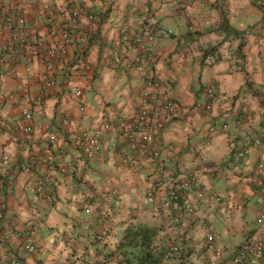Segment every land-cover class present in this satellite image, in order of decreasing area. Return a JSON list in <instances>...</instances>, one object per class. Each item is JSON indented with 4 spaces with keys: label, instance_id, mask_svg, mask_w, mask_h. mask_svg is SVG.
<instances>
[{
    "label": "crops",
    "instance_id": "obj_1",
    "mask_svg": "<svg viewBox=\"0 0 264 264\" xmlns=\"http://www.w3.org/2000/svg\"><path fill=\"white\" fill-rule=\"evenodd\" d=\"M57 1L21 0L29 23L46 41L51 37L44 7H55L57 20L66 18L64 9L76 7L81 24L91 33L86 57L93 69L74 76L69 87L64 85L77 64V49L70 45L55 67L58 86L40 103L36 101L43 89L38 81L43 69L39 59L33 60L32 71L21 63L0 78V156L8 155L0 167V210L4 214L0 218V261L6 251L21 255L23 264H36L43 256L24 252L15 237L1 240V233L15 221L37 223L36 240L44 248L43 261L61 264L57 234L63 232L69 239L75 233V223L91 217L96 221L101 218L103 224L107 209L144 203L146 191L158 180L160 186L150 201L154 214L166 227L167 236L174 239L183 233L192 247L194 264H231L240 243L264 242V221H259L264 212V187L246 189L247 198L239 187V178L254 172L257 161L264 157V147L252 145L256 136L264 143V7L257 6L255 0ZM10 2L0 0V42L8 34L2 28L1 11ZM90 13L97 15L94 27L90 26ZM147 21L172 30L168 37L146 41L147 50L156 58L160 92L178 102L175 116L159 134L161 160L145 155L136 167H124L119 153L126 152L125 143L118 131L112 130L104 134L100 156L88 160L68 131L92 128L105 119H130L137 112L142 81L130 63L136 50L124 52L123 46H114L113 41L123 27L138 31ZM229 48L236 53L227 55ZM104 50L110 52L111 63L102 59ZM213 50L219 51L220 58L205 63L204 55ZM208 85L214 87L219 100L207 110L203 106ZM74 87L82 90L84 112L71 93ZM10 93L13 97L9 98ZM24 106L30 107L33 115V139L29 142L15 124ZM62 114L71 121L68 127L60 123ZM222 120L229 121V131L209 135L210 123ZM52 132L59 137L54 144L47 139ZM246 147L245 159L233 157L232 150ZM59 148L64 149L60 162L67 167L66 172L45 165L39 170L25 169L32 155ZM189 171L197 173V180L183 190L182 201L193 206L194 212L180 216L168 192ZM39 176L46 180L50 201L35 192ZM200 191L204 192L202 197L198 196ZM216 193L220 195L217 203L213 201ZM96 194L101 200L83 202L85 196ZM95 207H99L97 211ZM209 231L219 236L214 250L220 253L219 260L214 259L213 251L202 248ZM258 264H264V254Z\"/></svg>",
    "mask_w": 264,
    "mask_h": 264
},
{
    "label": "built area",
    "instance_id": "obj_2",
    "mask_svg": "<svg viewBox=\"0 0 264 264\" xmlns=\"http://www.w3.org/2000/svg\"><path fill=\"white\" fill-rule=\"evenodd\" d=\"M54 2L57 3L58 1L54 0ZM255 2L257 6L264 7V0H255ZM3 6L4 8L1 11L2 28L8 34L0 42V78L10 75L13 67L21 63L24 64L27 71H32L33 60L39 59L43 69L38 74V81L42 83L43 89L37 96L36 101L40 103L50 94V90L58 86L55 67L59 59L67 55L70 45H75L77 49V64L72 67L69 78L64 85L67 87L74 76L86 75V73L92 71L93 66L86 57L91 33L89 29L81 24L80 11L76 7L70 6L64 9L63 11L66 12L67 16L63 20H57V10L55 7H44L43 15L46 19L48 35L51 37L50 41H46L37 35L36 29L29 23L21 0H11L10 3ZM88 19L91 22V27L96 26L97 15L95 13H90ZM171 33L172 30L170 28L155 26L149 21L138 31H130L127 27L121 29L113 44L114 46H123L124 52L132 49L136 50L135 55L131 57L130 63L141 75L140 102L137 112L130 119L125 117H118L115 121H106L105 119L99 125L92 128L80 129L74 132L67 130L70 138L86 159L95 160L100 156L104 134L112 130L118 131L119 137L125 143L126 152L119 153V161L124 167H135L138 160L145 155L153 161L161 160L162 149L160 147L159 134L166 123L175 116L178 105L171 98L166 97L160 92L161 83L157 80L155 74L156 58L147 50L146 46L148 42H152L156 38L168 37ZM109 53L107 50H104L102 53V59L106 63H111ZM235 53L236 49L233 48H229L226 52L227 55ZM218 58H220L219 51L213 50L206 53L203 60L205 63H211ZM71 93L79 101L80 110L84 112L86 106L81 100L82 90L74 87L71 89ZM204 93L206 101L203 107L208 110L212 107L213 103L219 100V96L212 85L206 86ZM8 97H13V94H8ZM32 118L33 115L30 107L24 106L21 109V116L15 122L17 128L22 132L24 140L27 142L33 139ZM70 122L68 115L62 114L60 118L61 125L68 127ZM229 129V121L222 120L211 122L207 131L209 135H213L219 132H227ZM58 138V135L54 132L47 135V139L51 144L56 143ZM252 145L264 147V143L259 136L253 138ZM248 149L249 147L235 150L233 157L237 160L245 159ZM63 155L64 149L61 148L56 152L47 150L42 155H32L25 169L29 171L39 170L41 166L45 165L50 170L55 168L61 173L66 172L67 167L60 162ZM7 159L8 155L6 154L0 156V167ZM47 179L51 180L50 178ZM195 181L196 174L187 173L178 185L171 186L169 189V198L179 213L194 212L193 206L183 203L182 192L190 188ZM7 182L9 185H12L13 179L9 178ZM45 184V178L39 176L35 181V192L46 196L50 201L52 198L48 197L45 193ZM159 186L160 181L158 180L146 191L144 204H148L152 200ZM239 187L244 191V198H247L249 195L246 189L264 187V157L257 161L254 172L242 175L239 178ZM203 195L204 193L201 191L198 193L199 197ZM219 200L220 197L214 195L213 201L217 203ZM0 208L3 209L2 204ZM3 216L4 214L0 210V218ZM259 221H264V212L260 214ZM11 223L10 229L1 233L3 239L17 238L22 250L31 255L38 256L45 252L43 246L36 240L39 229L37 223H17L15 221ZM105 233L103 231V234ZM218 237L213 231L207 232L203 239L205 248L214 252ZM179 249V243H170L164 251V259H170L179 252ZM263 251L264 243L262 241L242 242L238 246L231 262L233 264H251L254 262V259L262 256ZM220 258V253L214 252V259L219 260ZM40 261V259L37 260L36 264H43ZM0 264H23V258L12 251H6Z\"/></svg>",
    "mask_w": 264,
    "mask_h": 264
},
{
    "label": "trees",
    "instance_id": "obj_3",
    "mask_svg": "<svg viewBox=\"0 0 264 264\" xmlns=\"http://www.w3.org/2000/svg\"><path fill=\"white\" fill-rule=\"evenodd\" d=\"M171 99L178 105L175 99ZM160 147L162 149L161 145ZM189 173H195L197 180L196 172L189 171ZM215 196L220 197L217 193ZM100 197V194H96L95 197L94 195H88L85 196L83 202H91L94 199L101 200ZM101 202H103V200ZM99 203L100 202H98V204ZM98 208L99 207H95L96 211ZM119 208L121 207L119 206ZM122 208L123 209H120V213L119 210L116 211L119 214L108 223L107 227L101 225L102 223L99 221L101 218L96 221L90 219V217L86 218L81 224H79L80 222L74 224L76 230L69 239L64 237L63 232L57 234V241L59 242L56 243H60V246H62L58 252L63 263L194 264L190 256L192 247L188 244L189 242L186 237L182 235L183 233L174 239L171 238L168 242H163V244L155 242L158 229L160 226L162 228L163 223L157 226L148 223V221L142 218L135 222L133 219L137 218V215L130 212V207L123 206ZM179 215L181 216V213ZM103 231L106 233L103 234ZM84 236L86 237V241H80ZM1 240L8 241L3 238ZM170 243H179V252L170 259H164V251ZM202 248H205V246L202 245ZM260 259L261 258L254 259V263L258 264ZM40 262L45 264L44 261ZM231 264L233 263L231 262Z\"/></svg>",
    "mask_w": 264,
    "mask_h": 264
},
{
    "label": "rangeland",
    "instance_id": "obj_4",
    "mask_svg": "<svg viewBox=\"0 0 264 264\" xmlns=\"http://www.w3.org/2000/svg\"><path fill=\"white\" fill-rule=\"evenodd\" d=\"M142 189V188H141ZM110 204V203H109ZM108 204H106L107 206ZM145 204L142 202V204H139V205H136V206H131L130 207V212H132L133 214H136L137 215V218H134L133 220L136 222L138 221L140 218L148 221V223L150 224H155V225H161L162 222H160V220L158 219L157 215L154 214V209H152V202L149 204H147L146 206H144ZM117 207V208H116ZM120 209L119 206H116L115 205V208L114 209H107L108 213L104 212V219H102V222H103V226L104 227H107L108 223L113 219V218H116V216L120 213ZM119 210V213H117L116 211ZM107 217V218H106ZM164 226V224H162ZM161 229V226L160 228ZM160 232V231H159ZM169 235V233L167 232L166 230V227L164 226V230L163 232L161 231L160 233H158V235L156 236V240L155 242H158V243H162L163 242H168L170 241V239L172 238V236H167ZM80 241H83L85 242L86 241V237L84 236L82 239H80ZM59 247H62V246H59ZM41 255H45L44 253L41 254ZM40 255V256H41ZM41 256V261H43L42 257ZM46 257H47V253H46ZM61 264H64L63 261Z\"/></svg>",
    "mask_w": 264,
    "mask_h": 264
},
{
    "label": "clouds",
    "instance_id": "obj_5",
    "mask_svg": "<svg viewBox=\"0 0 264 264\" xmlns=\"http://www.w3.org/2000/svg\"><path fill=\"white\" fill-rule=\"evenodd\" d=\"M220 133V132H219ZM235 150H232V155H233V152H234ZM260 241H262V240H260ZM263 242V241H262ZM264 243V242H263ZM238 248V247H237ZM237 250V249H236ZM263 253H264V251H263ZM263 257V254H262V256L260 257V258H262ZM252 263H254V262H252Z\"/></svg>",
    "mask_w": 264,
    "mask_h": 264
}]
</instances>
